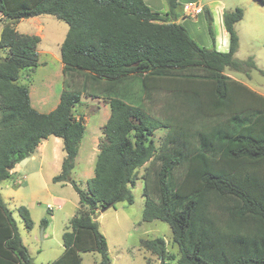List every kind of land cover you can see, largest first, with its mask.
<instances>
[{
	"label": "trees",
	"instance_id": "obj_1",
	"mask_svg": "<svg viewBox=\"0 0 264 264\" xmlns=\"http://www.w3.org/2000/svg\"><path fill=\"white\" fill-rule=\"evenodd\" d=\"M165 1L166 13L145 0H0V186L12 178L10 166L56 137L65 156L52 181L71 184L80 200L63 234L64 251L51 264H82L83 253L111 264L96 214L132 205L137 171L146 164L142 220L166 222L177 253L163 238L141 245L162 264H264V96L225 74L252 79L254 61L235 58V25L244 11L224 13L229 51L220 52L199 45L179 23L181 0ZM203 10L214 38L211 13ZM42 15L68 25L63 90L48 113L32 106L20 82L22 72L39 66L41 39L16 30ZM83 97L103 99L111 110L86 188L72 178L86 131L78 111ZM161 130L158 146L153 137ZM18 213L31 231L29 210L21 206ZM0 264H35L1 191Z\"/></svg>",
	"mask_w": 264,
	"mask_h": 264
},
{
	"label": "rangeland",
	"instance_id": "obj_2",
	"mask_svg": "<svg viewBox=\"0 0 264 264\" xmlns=\"http://www.w3.org/2000/svg\"><path fill=\"white\" fill-rule=\"evenodd\" d=\"M146 1L152 6L155 5L153 6L155 11L161 13L168 11L165 0ZM193 1L196 0H181V4ZM197 1L199 3L197 7L202 10L206 8L211 13L213 19L211 28L215 39L210 34V24L204 10V14L198 18L194 11L187 12L183 5L179 23L186 27L196 42L211 50L228 51L229 42L224 32L223 15L225 12L241 8L244 11V17L235 25L239 37V48L235 58L239 61L252 59L255 64L254 68L264 71V4L258 0ZM194 6L196 5L193 4L192 7ZM42 18H44L42 25L48 28L44 31L45 38L39 46L41 52L39 53V66L34 70L22 72L20 82L28 87L32 106L39 112L48 113L53 111L60 102L64 75L60 52L54 50L56 57H53L42 54V51L52 49L55 38L62 35L65 29L68 30V25L51 15H42ZM17 26L21 33L34 35V26L37 25L25 19ZM225 74L244 84H250L264 96V87L259 86L247 74L230 69H226ZM142 96L143 94L140 93L137 98L138 102L142 100ZM103 102V99L83 97L82 105L78 107L79 113L84 115L86 131L72 178L81 188H86L87 181L94 176L99 142L103 136L102 127L111 113L109 104L104 109ZM165 134V130L154 134L153 139L158 146L162 143ZM33 156L11 170L12 178L2 183L0 191L13 213L22 241L29 249L35 264H51L64 251L63 234L70 220L75 216L80 200L71 184L53 183L52 181L53 177L60 173L65 156L61 139L50 137L42 141ZM147 165L137 171L135 186L132 187L134 195L132 205L120 203L115 208L104 212L98 210L96 214L101 232L108 242L111 264H162L159 256L152 254L141 245L142 240L163 238L170 254L176 255L177 253V247L172 241L171 228L166 222L142 220L145 205L143 175ZM21 206L29 210L34 221V228L31 231L25 227L19 216L18 208ZM44 219L48 220L46 227L41 224ZM82 260V264H99L101 256L98 253H83Z\"/></svg>",
	"mask_w": 264,
	"mask_h": 264
},
{
	"label": "crops",
	"instance_id": "obj_3",
	"mask_svg": "<svg viewBox=\"0 0 264 264\" xmlns=\"http://www.w3.org/2000/svg\"><path fill=\"white\" fill-rule=\"evenodd\" d=\"M146 1V0H145ZM147 2V1H146ZM147 4L148 5H150L148 2H147ZM189 4H194V5H199V3H198V1L196 0V1H193V2H191V3H189V2H187V3H184L183 5L185 6V5H189ZM152 8H153V6L155 7V5H150ZM202 9V8H201ZM166 12V11H165ZM184 13V12H183ZM204 13H203V10L198 14V18H200L202 15H203ZM194 18V17H193ZM220 18V17H219ZM4 20H5V17L0 13V41H1V39H2V32H3V22H4ZM25 20V19H24ZM27 20H30V21H32L34 24H36L37 26H34L35 27V33H34V36H38V37H40V39H41V41H40V43L38 44V47H37V52H38V55H39V53H41L40 51H39V46H40V44L43 42V40H44V38H45V36H44V31L48 28V26H43L42 24L44 23L43 21H44V18H42V16H39V17H34V18H30V19H27ZM23 21V20H22ZM19 24V23H18ZM17 24V25H18ZM225 28V27H224ZM16 30L19 32V33H21L20 31H19V26H16ZM67 32H68V30H64L63 31V34L62 35H60L59 37H57V38H55L56 40H55V42L54 43H52V49H50L49 51H42V54H48V55H51V56H53V57H56L55 56V54L56 53H54V50H57L58 52H60V57H61V45H62V43H63V41H64V39H65V37H66V35H67ZM224 32H225V36H226V39L228 40V42H229V35H228V33H227V31L226 30H224ZM21 34H24V33H21ZM26 35H28V34H26ZM224 39V38H223ZM224 42V41H223ZM228 51H229V48H228ZM228 51H226V52H228ZM222 52V51H221ZM0 54H1V50H0ZM62 69H63V63H62ZM62 72H63V70H62ZM63 74V73H62ZM240 81V80H239ZM242 82V81H241ZM245 85H247L248 87H250L252 90H254V91H256L250 84H248V83H245ZM256 92H258V91H256ZM259 93V92H258ZM31 102H32V100H31ZM36 104H38V103H36ZM107 103H105V102H103V108L104 109H106L107 108ZM111 114V113H110ZM110 117V116H109ZM109 117H108V119H109ZM107 119V120H108ZM54 138H56V137H54ZM59 139V138H58ZM62 141V140H61ZM34 157V156H33ZM5 182V181H4ZM2 185V184H1ZM0 188H1V186H0Z\"/></svg>",
	"mask_w": 264,
	"mask_h": 264
},
{
	"label": "water",
	"instance_id": "obj_4",
	"mask_svg": "<svg viewBox=\"0 0 264 264\" xmlns=\"http://www.w3.org/2000/svg\"><path fill=\"white\" fill-rule=\"evenodd\" d=\"M250 76L259 86L264 87V74H262L260 70L252 67L250 69ZM9 170H13V166H10ZM104 211L105 210H102V212Z\"/></svg>",
	"mask_w": 264,
	"mask_h": 264
},
{
	"label": "built area",
	"instance_id": "obj_5",
	"mask_svg": "<svg viewBox=\"0 0 264 264\" xmlns=\"http://www.w3.org/2000/svg\"><path fill=\"white\" fill-rule=\"evenodd\" d=\"M185 9L187 10V12L194 11V14H197V15L202 11V9L197 7V5L192 7V4L185 5Z\"/></svg>",
	"mask_w": 264,
	"mask_h": 264
}]
</instances>
